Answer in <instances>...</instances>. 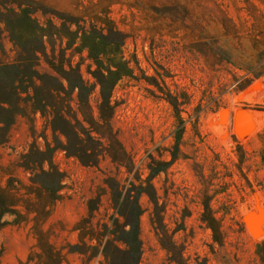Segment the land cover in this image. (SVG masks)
I'll use <instances>...</instances> for the list:
<instances>
[{
  "label": "rangeland",
  "instance_id": "1",
  "mask_svg": "<svg viewBox=\"0 0 264 264\" xmlns=\"http://www.w3.org/2000/svg\"><path fill=\"white\" fill-rule=\"evenodd\" d=\"M102 86L130 172L106 152L83 164L53 126L57 106L98 118ZM3 97L0 179L29 185L24 162L53 159L63 181L43 228L65 264H263L264 0H0ZM248 111L262 120L234 127ZM14 219L0 264L40 252Z\"/></svg>",
  "mask_w": 264,
  "mask_h": 264
},
{
  "label": "trees",
  "instance_id": "2",
  "mask_svg": "<svg viewBox=\"0 0 264 264\" xmlns=\"http://www.w3.org/2000/svg\"><path fill=\"white\" fill-rule=\"evenodd\" d=\"M217 11L221 14L218 17L225 34H235L237 27L232 18L219 6ZM102 89L103 101L99 106L98 118H95L82 108L79 110L82 118L78 114L73 117L64 108L56 107L55 105L53 107L56 108L52 110L53 126L67 139L64 150L71 156L77 157L83 164L97 165L102 152H106L115 163L127 167L130 172L131 168L128 163L132 166L134 163L132 160L128 162L126 150L111 130L110 115L105 110V107L111 109V102L105 96L104 86H102ZM0 111L11 112L10 98H0ZM4 119L0 120V128H3L7 124V120ZM2 141L4 142L5 140ZM87 141L91 144L87 145ZM38 153L42 155L40 160H27L22 165V167L31 173V184H24L23 181L11 174L5 173V171L4 175L1 176L0 222L4 215L9 214L15 217L14 221L16 223L25 222L31 224V230L37 239V247L40 249V252H31L27 260L20 261L19 264H32L36 258L38 259L36 264H65L64 251L55 247L50 242L48 234L43 228V223L50 217L56 202L60 199L63 173L55 165L51 157H45L43 152ZM30 154H32V151L24 158H28ZM262 161L264 163V151L262 153ZM139 181L144 183L142 178ZM145 193L150 197L155 208H159L160 205L157 197L152 196L148 191H145ZM205 221L216 232V228L210 220L205 219ZM153 224L162 243L163 222L158 223L156 210ZM256 253L264 264V240L257 244Z\"/></svg>",
  "mask_w": 264,
  "mask_h": 264
},
{
  "label": "bare ground",
  "instance_id": "3",
  "mask_svg": "<svg viewBox=\"0 0 264 264\" xmlns=\"http://www.w3.org/2000/svg\"><path fill=\"white\" fill-rule=\"evenodd\" d=\"M249 115H251V116H249V118L251 119H247L246 118V121H241V122H238V123H236L235 122V124H234V127H237V128H239L241 125L243 126V129H244V131H247V130H249L253 125H252V122L251 121H253V123H255V124H257V123H259L261 120H262V118H261V116L259 115V114H257V113H255V112H253V111H248L247 112ZM229 117V116H228ZM227 117V118H228ZM223 119V118H222ZM235 120V119H234ZM217 121V120H216ZM237 121V120H236ZM229 122V121H228ZM228 122H226V123H228ZM219 123V122H218ZM221 124H223V122L221 123ZM227 125V124H226ZM250 127V128H249ZM224 128V127H223ZM218 129V128H217ZM222 129V128H221ZM220 130V128L218 129V131ZM222 132H220V133H222L223 134V131H225V130H221ZM251 213V212H250ZM248 219V218H247ZM250 222V221H249ZM258 225V224H257ZM257 233V232H256ZM262 234V233H261ZM262 238V237H261Z\"/></svg>",
  "mask_w": 264,
  "mask_h": 264
},
{
  "label": "water",
  "instance_id": "4",
  "mask_svg": "<svg viewBox=\"0 0 264 264\" xmlns=\"http://www.w3.org/2000/svg\"><path fill=\"white\" fill-rule=\"evenodd\" d=\"M244 116H247V115L245 113L240 112L238 113L237 118L242 119Z\"/></svg>",
  "mask_w": 264,
  "mask_h": 264
}]
</instances>
